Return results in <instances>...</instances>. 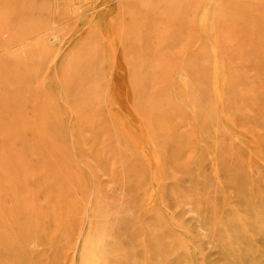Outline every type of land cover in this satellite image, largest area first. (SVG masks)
Masks as SVG:
<instances>
[{"label": "rangeland", "instance_id": "374dc122", "mask_svg": "<svg viewBox=\"0 0 264 264\" xmlns=\"http://www.w3.org/2000/svg\"><path fill=\"white\" fill-rule=\"evenodd\" d=\"M0 264H264V0H0Z\"/></svg>", "mask_w": 264, "mask_h": 264}]
</instances>
